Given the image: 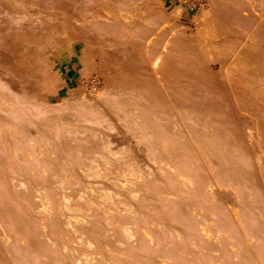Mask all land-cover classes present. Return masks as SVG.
Listing matches in <instances>:
<instances>
[{"label":"rangeland","instance_id":"374dc122","mask_svg":"<svg viewBox=\"0 0 264 264\" xmlns=\"http://www.w3.org/2000/svg\"><path fill=\"white\" fill-rule=\"evenodd\" d=\"M263 8L0 0V264H264V128L243 117L256 147L233 141L234 100L213 88L245 70L187 42L251 30L247 15L264 21ZM166 39L164 85L152 63ZM69 62L77 82L66 89ZM188 99L207 110L187 111L191 126L178 109L194 110Z\"/></svg>","mask_w":264,"mask_h":264},{"label":"bare ground","instance_id":"6f19581e","mask_svg":"<svg viewBox=\"0 0 264 264\" xmlns=\"http://www.w3.org/2000/svg\"><path fill=\"white\" fill-rule=\"evenodd\" d=\"M89 1V0H87ZM91 1V0H90ZM123 1V0H122ZM257 2V1H256ZM89 4V2H87ZM117 3V2H116ZM84 5V3H83ZM93 5V4H92ZM89 7V6H88ZM262 7V6H261ZM86 8V7H85ZM91 8V7H90ZM98 8V7H97ZM84 9V8H81ZM115 9V8H114ZM113 9V10H114ZM264 9V8H263ZM105 10V9H104ZM86 11V10H84ZM103 11V10H101ZM107 11V9H106ZM109 11V10H108ZM107 11V13H108ZM111 11V10H110ZM255 11V10H254ZM82 12V11H81ZM95 12H100V8L99 9H95ZM114 12V11H113ZM120 11L113 13L117 16V14ZM175 16H180L181 15V10L177 9L176 11H174ZM207 10H204V16L207 14ZM57 12H55L56 14ZM59 13V12H58ZM85 13V12H84ZM110 13V12H109ZM259 13V12H258ZM101 14V13H100ZM120 14V13H119ZM124 14V16L132 21V19L130 18V14L129 12H125L122 13ZM121 14V15H122ZM57 15V14H56ZM247 15V13H246ZM96 17V15H94ZM120 16V15H119ZM105 17V15H104ZM123 17V16H122ZM206 17V16H205ZM261 14H257L255 12L249 13L247 15L248 21H252L254 22V26L252 27V25H250L252 28L251 30H246L245 29H240L239 27V31L234 34V35H224V36H220L219 38L213 37L212 39H210V41L208 40V38L206 36H201L199 35H195L192 36L190 38L187 39V42H191L193 45V49H194V53L198 54L201 58L204 57L206 54H209L210 49L213 48H218V54L220 55L219 60H220V65L221 67H224L226 65L227 68H230L232 66H241L244 68V72L239 74L238 76L234 77L230 74H226L224 76L221 77L220 81H216L214 82L213 88L216 89V91L218 90L220 92V95L222 97H227L229 96L230 99L232 98L234 106H231L230 110L228 111V115L229 117V123H230V136L231 139H235L233 141H238L241 139V141L243 142V145L248 146H252V147H256V142L255 138L253 136V131L252 128L250 127H244L241 128L240 127V121L243 119V117L247 118L248 120H254L256 123L261 124V126H263L264 128V21H263V17ZM89 18V16H88ZM87 18V19H88ZM124 18V17H123ZM133 18V17H132ZM91 16H90V20H91ZM98 18H95V20ZM125 19V18H124ZM126 19V21H127ZM94 20V19H93ZM99 20H102L101 18ZM115 20V19H114ZM108 21V20H107ZM113 21V20H111ZM66 22V21H65ZM82 22V21H81ZM105 22V21H104ZM129 22V21H128ZM114 23V22H113ZM249 23V22H248ZM251 23V22H250ZM122 24V23H121ZM128 24V23H126ZM121 26V25H120ZM249 26V25H248ZM112 27V26H111ZM121 28V27H120ZM101 30V29H100ZM115 30V29H114ZM124 32V31H123ZM91 33V32H90ZM173 33V32H172ZM175 33V32H174ZM108 34V33H107ZM187 34V32H186ZM118 35V34H117ZM156 37V34L154 35ZM172 36V35H171ZM169 37V36H168ZM178 38V37H177ZM168 39V38H167ZM165 41L164 45H165V49H163L162 51L160 50V53L155 57L153 63H152V69L156 71V76L157 78H159V81L161 82V84L166 85V83L169 81L170 78H173L172 75V67L171 65L167 64V61L165 62V64L163 65V68H160V62L162 60L163 57L166 58L167 56V49H168V45H169V40ZM150 41V40H149ZM149 43V42H148ZM174 43V42H173ZM147 45V44H146ZM145 45V46H146ZM150 45V44H149ZM149 45L148 48H146L147 50H149ZM146 46V47H147ZM138 47V46H137ZM141 47V46H140ZM161 48H163L162 46H160ZM120 48V47H119ZM133 48V47H132ZM135 48V47H134ZM143 48V47H142ZM212 48V49H213ZM131 51V50H130ZM145 51V50H144ZM147 52V51H146ZM214 54V53H213ZM213 59V58H212ZM216 59V57H215ZM202 60V59H200ZM199 60V62H200ZM205 60V59H204ZM202 65V64H201ZM213 67V66H212ZM210 67H206L204 68V70L208 73L210 72L211 74V69H209ZM151 70V69H150ZM195 70V69H194ZM199 72V71H198ZM191 73V72H190ZM212 75V74H211ZM148 76V75H147ZM192 76V75H191ZM144 76H141V78L139 77L138 82L139 84L142 85V83L144 82L143 79ZM152 77V76H151ZM150 77V78H151ZM193 77V76H192ZM212 77V76H210ZM154 78V77H152ZM176 78V77H175ZM174 78V79H175ZM199 78V76H198ZM206 78V77H205ZM220 78V77H219ZM155 79V78H154ZM157 80V79H155ZM180 80V79H179ZM193 80V79H192ZM181 81V80H180ZM183 81V80H182ZM201 81V80H200ZM178 82V81H177ZM205 82V81H204ZM181 83V82H180ZM184 83V81L182 82ZM193 83V82H192ZM156 84V83H155ZM185 84V83H184ZM208 84V83H207ZM159 85V84H158ZM156 84V87L158 86ZM163 85V86H164ZM212 85V84H211ZM166 87V86H164ZM160 88V87H159ZM194 88V87H193ZM168 91V90H167ZM200 91V90H199ZM199 91H197L199 93ZM203 91V90H202ZM217 91V92H218ZM195 92V91H194ZM193 92V93H194ZM218 92V93H219ZM192 93V96H193ZM217 93V94H218ZM164 96V93H162ZM170 94V93H168ZM171 95V94H170ZM226 95V96H224ZM220 96V97H221ZM196 97V96H195ZM228 97V98H229ZM223 99V98H222ZM224 100V99H223ZM161 101V100H160ZM165 101V100H164ZM231 101V100H230ZM181 104L184 102L185 105L190 103L191 105H195V109L191 110L188 109L186 106L181 105L178 109L180 111V114L183 117V119L185 118L187 123V126H191L188 122V116H185V114L187 113V111L189 112H198V113H202L204 114L207 110L206 107L204 105H202V103H200L197 99L191 100L188 99L187 102L180 100L179 101ZM223 102L221 101V103L219 102V104H221L223 106ZM227 102V101H226ZM232 103V104H233ZM160 104V103H158ZM96 105V104H95ZM164 105V104H163ZM197 105V106H196ZM246 106V107H242ZM220 106V107H222ZM225 106V105H224ZM162 107V105L160 106V108ZM219 107V108H220ZM163 108V107H162ZM173 109V108H172ZM165 110V108H164ZM210 111H213L212 109H210ZM85 112V111H84ZM163 113V112H162ZM164 114V113H163ZM195 114V113H194ZM125 115V114H124ZM187 115V114H186ZM206 115V114H205ZM215 115V114H214ZM213 116V115H212ZM82 117V116H81ZM170 119V118H169ZM173 119V118H172ZM190 119V118H189ZM82 120V119H81ZM184 120V121H185ZM204 124V123H203ZM169 125V124H168ZM195 125V124H194ZM206 127L208 124H205ZM176 127V126H175ZM202 127H204L202 125ZM201 127V129L199 130L200 132H202L201 130H203ZM209 127V126H208ZM210 128V127H209ZM190 129L192 130H197L196 128H194V126L192 125V128L190 127ZM199 129V128H198ZM205 129V128H204ZM211 129V128H210ZM189 130V129H188ZM204 131V130H203ZM178 132V131H177ZM194 134H196V137L198 138V140L200 139V137L203 135L201 133H195V131H193ZM166 133V132H165ZM198 134V135H197ZM191 136V135H190ZM200 136V137H199ZM204 136H202L203 138ZM201 138V139H202ZM209 141L207 138L205 140V138L202 139V141ZM211 140V139H210ZM206 141V142H207ZM196 142V141H195ZM239 142V141H238ZM209 144V143H208ZM207 144V145H208ZM260 145V144H259ZM261 147V146H260ZM195 148V147H194ZM254 149V148H253ZM112 150V149H111ZM113 157V156H112ZM207 157V156H206ZM210 157V156H209ZM234 158V157H233ZM24 161V160H23ZM225 161V160H224ZM201 162V161H200ZM228 162V161H227ZM221 165V164H220ZM35 166V165H34ZM29 167V166H28ZM117 171V170H116ZM87 205V204H86ZM45 208V207H43ZM51 209V208H50ZM46 211V209H45ZM53 211V210H51ZM54 212V211H53ZM47 213V211H46ZM54 223H56L54 221ZM49 224V223H48ZM57 224V223H56ZM54 226V225H53ZM57 226V225H56ZM73 229V228H72ZM101 232V231H100ZM76 235V234H75ZM78 240V239H77ZM127 245V244H126ZM132 245V244H131Z\"/></svg>","mask_w":264,"mask_h":264},{"label":"crops","instance_id":"0c3cea01","mask_svg":"<svg viewBox=\"0 0 264 264\" xmlns=\"http://www.w3.org/2000/svg\"><path fill=\"white\" fill-rule=\"evenodd\" d=\"M60 78L62 81L61 87L66 89H69L70 86H74V84L77 82L75 70L71 62L62 67Z\"/></svg>","mask_w":264,"mask_h":264},{"label":"built area","instance_id":"2783aa9c","mask_svg":"<svg viewBox=\"0 0 264 264\" xmlns=\"http://www.w3.org/2000/svg\"><path fill=\"white\" fill-rule=\"evenodd\" d=\"M195 7V5L192 6V8Z\"/></svg>","mask_w":264,"mask_h":264}]
</instances>
